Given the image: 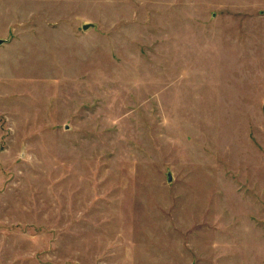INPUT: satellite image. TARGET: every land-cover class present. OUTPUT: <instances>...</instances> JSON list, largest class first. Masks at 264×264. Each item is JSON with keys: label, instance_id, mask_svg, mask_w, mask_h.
<instances>
[{"label": "rangeland", "instance_id": "1", "mask_svg": "<svg viewBox=\"0 0 264 264\" xmlns=\"http://www.w3.org/2000/svg\"><path fill=\"white\" fill-rule=\"evenodd\" d=\"M0 264H264V0H0Z\"/></svg>", "mask_w": 264, "mask_h": 264}, {"label": "water", "instance_id": "2", "mask_svg": "<svg viewBox=\"0 0 264 264\" xmlns=\"http://www.w3.org/2000/svg\"><path fill=\"white\" fill-rule=\"evenodd\" d=\"M2 40H0V44H1Z\"/></svg>", "mask_w": 264, "mask_h": 264}]
</instances>
